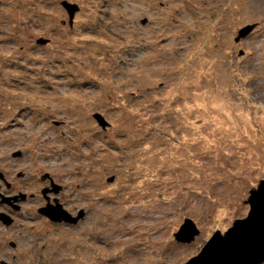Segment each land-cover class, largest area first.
Here are the masks:
<instances>
[{"label": "rangeland", "instance_id": "374dc122", "mask_svg": "<svg viewBox=\"0 0 264 264\" xmlns=\"http://www.w3.org/2000/svg\"><path fill=\"white\" fill-rule=\"evenodd\" d=\"M262 180L264 0H0V264H187Z\"/></svg>", "mask_w": 264, "mask_h": 264}, {"label": "water", "instance_id": "95a60500", "mask_svg": "<svg viewBox=\"0 0 264 264\" xmlns=\"http://www.w3.org/2000/svg\"><path fill=\"white\" fill-rule=\"evenodd\" d=\"M63 7L72 22L78 12V7L67 3H64ZM253 29L247 27L242 30L236 42L247 38ZM40 44L44 45L46 42H40ZM95 119L101 127L107 126L100 115H96ZM54 189L59 191L60 188L54 187ZM5 203L12 206L10 199H6ZM246 204L250 208L247 218L235 221L233 227L224 235L216 233L200 254L188 261L187 264H261L264 262V180L260 182L257 189L250 192ZM39 213L54 223L64 221L76 224V221L72 220L59 205H48L46 208L40 209ZM0 221L6 226L12 224V220L5 215H0ZM198 236L199 230L196 224L191 220H186L179 233L175 235V239L178 243L191 244ZM12 247L15 246L12 245Z\"/></svg>", "mask_w": 264, "mask_h": 264}, {"label": "bare ground", "instance_id": "6f19581e", "mask_svg": "<svg viewBox=\"0 0 264 264\" xmlns=\"http://www.w3.org/2000/svg\"><path fill=\"white\" fill-rule=\"evenodd\" d=\"M18 203V202H17ZM39 215H41L40 213H39ZM42 216V215H41ZM42 217H44V216H42ZM53 222V221H52Z\"/></svg>", "mask_w": 264, "mask_h": 264}, {"label": "flooded vegetation", "instance_id": "af4514ba", "mask_svg": "<svg viewBox=\"0 0 264 264\" xmlns=\"http://www.w3.org/2000/svg\"><path fill=\"white\" fill-rule=\"evenodd\" d=\"M41 218H44V217H41ZM45 219H47V218H45Z\"/></svg>", "mask_w": 264, "mask_h": 264}]
</instances>
